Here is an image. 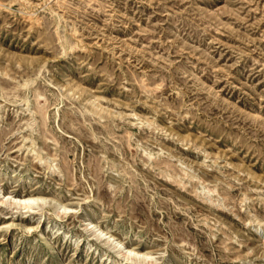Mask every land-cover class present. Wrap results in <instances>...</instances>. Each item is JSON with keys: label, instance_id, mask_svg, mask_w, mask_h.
Returning a JSON list of instances; mask_svg holds the SVG:
<instances>
[{"label": "rangeland", "instance_id": "obj_1", "mask_svg": "<svg viewBox=\"0 0 264 264\" xmlns=\"http://www.w3.org/2000/svg\"><path fill=\"white\" fill-rule=\"evenodd\" d=\"M0 264H264V0H0Z\"/></svg>", "mask_w": 264, "mask_h": 264}, {"label": "bare ground", "instance_id": "obj_2", "mask_svg": "<svg viewBox=\"0 0 264 264\" xmlns=\"http://www.w3.org/2000/svg\"><path fill=\"white\" fill-rule=\"evenodd\" d=\"M34 199H35V198H33V197H27V198H24V199H20L19 202H20L21 205H23V206H25V207H28L29 202H30V201H34ZM36 199H37V198H36ZM100 233L102 234V231H101ZM105 235H106V233H105ZM108 238H111V235H109ZM114 244H115L116 246H117V245L121 246V242L118 241V240H116V241L114 242ZM123 250H124V252L119 251V252H118V255H119V256L123 255L125 259H128V258L125 257V256H129V255H131V254H135V252H133L131 249L123 248Z\"/></svg>", "mask_w": 264, "mask_h": 264}]
</instances>
